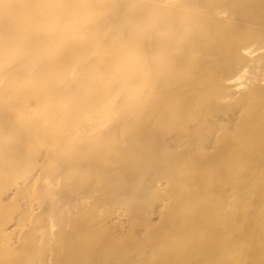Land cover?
I'll return each mask as SVG.
<instances>
[{
  "label": "rangeland",
  "instance_id": "374dc122",
  "mask_svg": "<svg viewBox=\"0 0 264 264\" xmlns=\"http://www.w3.org/2000/svg\"><path fill=\"white\" fill-rule=\"evenodd\" d=\"M210 2L257 37L217 87L185 61L208 0H0V264H264V0Z\"/></svg>",
  "mask_w": 264,
  "mask_h": 264
},
{
  "label": "bare ground",
  "instance_id": "6f19581e",
  "mask_svg": "<svg viewBox=\"0 0 264 264\" xmlns=\"http://www.w3.org/2000/svg\"><path fill=\"white\" fill-rule=\"evenodd\" d=\"M208 1H209V3L206 5L205 8H206V12H207V17H208V19L211 20V22L208 25L209 27L206 30H204L205 35H204L203 45H200V41H198V39H196L195 36L191 37V49L190 50L188 49L189 53H188V56H187L185 61L189 65L187 71L191 73V76L205 75V77L210 80V84L212 85V87H217L216 85H213V84H215L214 79L218 78L220 83H224V81L231 79L234 76V74L237 75V73L235 72L236 70L234 69L236 67L235 65L238 64L235 61L236 60V54H237L236 50L241 49V47H243V46H238V43L236 44V41L241 40L240 43L245 46L248 44V41L251 42V41L255 40L257 37L255 36L254 32L250 29V31H247V32H242L240 30L242 33V37L239 38L238 37L239 33H237L239 31L237 28V25L235 26V25L226 24V23L221 25L220 24L221 22H217L216 20L214 21L213 15H215V13H216L214 3L210 2L212 0H208ZM224 1L225 2L223 3L222 9H221V10H224V12L220 10L223 13H225V11H226V8H225L226 6L228 9L229 4H230L229 8H231V9L228 11H232L233 9H235V10L239 11L240 13H242V15H244L245 17L247 15H249L250 12L253 10L251 0H229V1H232L233 3L229 2L228 0H224ZM230 16H235V15L230 14ZM228 18H230V17H228ZM232 19H233V17H232ZM232 19H231V22H232ZM236 19L237 18H235L234 21H236ZM232 23H234V22H232ZM194 26L196 28L198 27L199 29L201 28V24L198 22H195ZM200 46H202V47H200ZM235 48H236V50H235ZM263 63H264V61L261 62L260 64L257 63V65H259V69L262 66H264ZM238 65L240 67V64H238ZM254 66H256V65L254 63H252L251 67H254ZM241 67H242V65H241ZM251 67H249L250 71L252 69ZM255 72H252V73H255ZM243 77H244V75H241L239 79H242ZM217 85H218V87L222 86L221 84H217ZM225 88H227V87H225ZM254 94H255V90L250 89V90H248V93L246 95H244L243 97H242L243 94L241 95V99L243 101L241 104L242 108L245 107L246 109H250L248 107H251L252 104H254V103H252V101H254ZM210 98L213 100V98H215V97L211 96ZM210 102H208L202 106L203 107L202 112H201L202 115H206L207 113L210 114L213 112H215V113L217 112V109L215 110L216 106ZM139 149H140V151L143 150L141 147H139ZM97 160H101L102 162L98 165V163L96 164ZM103 161L104 162L107 161V156H104V152H102V150H100V152L97 153L94 160L91 161V163L94 167L97 166L99 168V170H100V168H102V172L100 171L101 172L100 173L101 184L99 183L100 181L95 180V182L101 186L106 185L103 182L105 179H107V184L108 183L109 184L117 183L118 182L116 180L117 176L113 171L109 170L107 173H106V171L103 172L104 171L103 164H102ZM147 161L148 160H146L145 162L147 163ZM143 162H144V160H143ZM159 165H160L159 162H154L150 166L152 168L153 167L159 168L160 167ZM230 165L231 164L229 162L226 163V165H225L226 170L229 169ZM146 166L147 165L144 164L141 167V169L144 170L146 168ZM211 168H213V167H211ZM186 169L187 168L185 167V170ZM102 173H103V175H102ZM214 180H210V183L214 182ZM118 183L120 186H123V183H121V182H118ZM93 184H94V182L91 183L92 186H93ZM104 192L105 191H103V193ZM43 193L45 195L49 196L50 192L46 188L43 190ZM77 197L78 196L75 197V200H77ZM198 202L199 203H197L198 204L197 210L201 211L205 216L208 217V225H210L211 220L214 217L210 199L209 198H203V199L199 200ZM50 204H52V203L50 202ZM183 205L185 206V209H186V211H185L186 213H185V217H184V221H183L184 227H185V230L188 228V231L186 232L185 238H184L185 239L184 245H185V248L187 249L190 247V244H191V231H190L189 227H190L191 217H193L194 212L191 211V199L187 200L185 203H183ZM192 205L194 206V209H195V203H192ZM184 245H183V247H184ZM173 247L174 246L168 245V246H165L163 248V251L165 252L166 258L171 256V254L173 252L172 251Z\"/></svg>",
  "mask_w": 264,
  "mask_h": 264
}]
</instances>
